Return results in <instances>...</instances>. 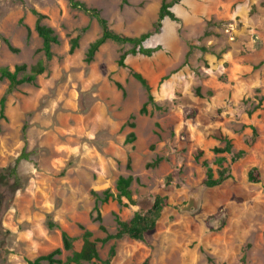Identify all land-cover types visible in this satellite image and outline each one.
<instances>
[{"label": "rangeland", "instance_id": "1", "mask_svg": "<svg viewBox=\"0 0 264 264\" xmlns=\"http://www.w3.org/2000/svg\"><path fill=\"white\" fill-rule=\"evenodd\" d=\"M76 1L129 37L153 31L161 4ZM33 10L58 38L49 61ZM170 11L178 21L165 18L143 43L161 50L128 54L122 68L119 56L132 46L111 41L85 62L101 28L68 0H0V68L24 64L28 73L37 61L45 65L33 83L9 93L0 79V169L26 156L17 164L18 189L0 184V264H29L61 249L62 233L72 239L58 257L65 262L82 245L81 228L96 239L114 235L115 215L128 221L136 211L147 213L156 196L166 204L155 228L142 241L98 243L91 264H264V40L250 23L256 15L264 21V0H181ZM130 70L151 88L154 101L143 115L146 93ZM130 132L133 141L126 140ZM224 139L231 153H215ZM239 151L244 155L234 158ZM218 163L230 177L206 188L207 168L216 178ZM252 168L258 183L248 181ZM127 175L137 179L130 191L138 205L100 204L103 233L93 192L115 195L116 179ZM191 199L194 206L183 211Z\"/></svg>", "mask_w": 264, "mask_h": 264}, {"label": "trees", "instance_id": "2", "mask_svg": "<svg viewBox=\"0 0 264 264\" xmlns=\"http://www.w3.org/2000/svg\"><path fill=\"white\" fill-rule=\"evenodd\" d=\"M70 6L72 8L81 10L85 13L90 14L93 18L96 19L100 28L101 34L98 38H96L92 43L89 44L86 54H85V62L89 63L92 61L94 55L97 53L99 48L108 41H111L116 44L121 45H131L132 48L128 52H124L120 54L119 59L117 61V65L122 68H126L125 66V58L128 54L135 55L140 54L143 56H151L152 54L161 50L160 46H156L153 48H144L143 43L152 35V33H158L161 28V23L165 18H168L173 21H178L174 14L170 11V8L179 3L181 0H171L170 2H166L165 0H161L160 7L157 13V19L153 26L152 32L143 33L137 37H129L124 36L122 34H117L108 29L106 21L100 17V13L96 9L87 8L85 4L76 1V0H68ZM127 0H121V4L125 5ZM35 16L34 23V31L37 36L42 41L41 52L43 54V58L45 61H49L52 57L51 47L52 45L58 44V38L54 34L53 30L42 24V21L45 19V16L32 11ZM78 38H73L70 40L69 53H72L77 45ZM4 44L7 46L8 50L11 53H17L18 50L12 48L8 41L3 39ZM264 63V62H263ZM24 64L16 65L12 70L7 68H0V79H4L8 82L7 92H11L17 86L22 84H31L35 81L36 77L41 75L45 71V65L43 61H37L33 66L28 69ZM25 73V74H23ZM131 76L141 85L146 93V102L142 105L139 110V114L143 115L146 113V105L148 103H153L154 99L151 94V88L145 78L130 70ZM20 74H23L19 77ZM115 86L118 90H122V86L119 83H115ZM4 119V98L0 99V120ZM130 119H133V116H130ZM130 127H133V124H130ZM134 134L130 132L126 140L133 141ZM225 145L222 148H216L213 151L215 153H231V145L227 139H224ZM244 155L243 151H239L235 154L234 158H240ZM26 156L20 154L14 161L13 165L0 169V184L3 186H7L9 183L13 186V191L18 189L19 179L17 176V164L21 160H25ZM205 165V164H204ZM129 169V166H127ZM230 176L228 174L227 169L221 167V163H218V171L217 177L214 178L213 172L210 168H207V178L204 181V186L206 188H213L220 185ZM133 181L137 182V179H134L131 175L127 176H119L114 185V190L116 194L114 195L110 190H104L100 194L94 193L96 203L94 205L95 217L94 221L98 223V228L101 232L106 233L105 227L101 224L102 218L99 209L100 204H105L110 200H116L118 205L127 206V205H138V203L132 198V194L130 191V186ZM248 181L250 183H258L259 176L256 168H252L248 172ZM122 200H125L126 203H123ZM166 204V197L156 196L152 202V205L147 213L141 212V210L133 213L132 217L128 221H121L117 215L114 216L115 223L117 225V231L114 235H107L103 239L92 238V233L84 230L82 233V245L77 252H73L72 255L65 261L62 262L58 257L61 254V250L69 251L72 247V239L66 234L62 233L61 242L62 247L57 248L46 255H42L37 257L29 264H40L45 262L46 264H91L94 260L97 259V250L96 246L98 243H106L110 239H119L123 236L128 237L134 241H142L145 233L152 231L155 228L156 221L159 218L160 212L162 208ZM113 249L111 248L108 253V260L113 257ZM141 264H148L145 260Z\"/></svg>", "mask_w": 264, "mask_h": 264}, {"label": "crops", "instance_id": "3", "mask_svg": "<svg viewBox=\"0 0 264 264\" xmlns=\"http://www.w3.org/2000/svg\"><path fill=\"white\" fill-rule=\"evenodd\" d=\"M252 31L256 34V38L259 39V41L264 40V21L259 19L258 16H254L250 20Z\"/></svg>", "mask_w": 264, "mask_h": 264}, {"label": "water", "instance_id": "4", "mask_svg": "<svg viewBox=\"0 0 264 264\" xmlns=\"http://www.w3.org/2000/svg\"><path fill=\"white\" fill-rule=\"evenodd\" d=\"M2 202V198L0 197V205ZM194 206V200H189L183 207V211H188L190 209V207Z\"/></svg>", "mask_w": 264, "mask_h": 264}]
</instances>
